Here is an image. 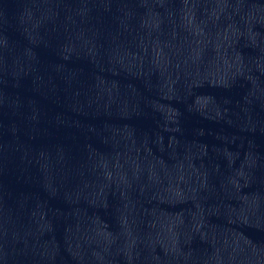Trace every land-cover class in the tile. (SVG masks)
<instances>
[{
    "label": "water",
    "instance_id": "obj_1",
    "mask_svg": "<svg viewBox=\"0 0 264 264\" xmlns=\"http://www.w3.org/2000/svg\"><path fill=\"white\" fill-rule=\"evenodd\" d=\"M0 264H264V0H0Z\"/></svg>",
    "mask_w": 264,
    "mask_h": 264
}]
</instances>
